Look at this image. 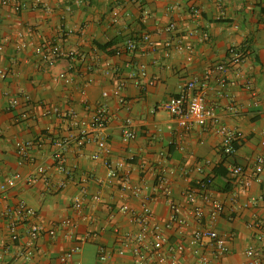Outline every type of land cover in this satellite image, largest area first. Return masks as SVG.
Returning a JSON list of instances; mask_svg holds the SVG:
<instances>
[{
  "label": "crops",
  "instance_id": "0c3cea01",
  "mask_svg": "<svg viewBox=\"0 0 264 264\" xmlns=\"http://www.w3.org/2000/svg\"><path fill=\"white\" fill-rule=\"evenodd\" d=\"M18 1L19 13L0 7V70L11 73L0 77V183L18 177L0 204V264H137L133 245L126 247L120 238L140 230L134 216L145 205L152 211L151 225L163 228L168 244L184 248L165 264H196L200 257L210 264H248L249 250L254 264H264V172L254 174L255 161L264 154V0ZM114 10L119 14L116 24ZM170 24L175 28L165 31ZM69 30L73 33L66 36ZM18 33L24 35L23 52L15 48ZM131 38L139 44L127 53L124 47ZM179 41L192 53L171 50L164 56L165 43L173 47ZM43 42L77 50L80 57L49 67L36 54ZM231 47L240 49L243 64L214 71L226 62ZM139 65L145 67L144 89L129 79ZM60 74L71 82L58 80ZM190 80L206 87L217 123L241 134L236 155L224 156L221 137L211 125H184L164 109L170 98L185 94ZM119 83L124 84L125 105L113 97ZM13 97L19 105L10 109ZM46 107H57L60 115L44 116ZM99 109L105 111L106 125L90 136L104 139L109 153L94 160L96 144L78 145L84 138L68 114L74 112L78 122L89 125ZM23 113L31 119L17 122ZM125 128L135 134L133 140L123 141ZM21 146L28 153L25 161ZM59 155L69 174L56 169ZM106 159L121 163L132 186L146 188L153 199L146 203L122 190L119 178L107 179ZM233 166L242 167L243 174L231 177ZM159 167L166 172L169 197L155 190ZM208 176L213 178L208 194L225 208L221 217L214 223L205 216L201 221L189 218L182 227L171 225L169 201L186 207L185 194ZM246 178L251 184L243 194ZM76 198L82 202L79 213L72 208ZM20 202L37 212L45 231L31 251L26 226L19 227L20 238L13 243L4 216ZM195 204L208 211L200 197ZM123 206L130 212L124 213ZM65 219H73L75 226L57 227L55 237L46 234ZM206 228L229 239L226 254L218 255L210 241L191 244L193 234ZM101 244L109 252L104 262L98 258ZM72 249L75 256L62 262Z\"/></svg>",
  "mask_w": 264,
  "mask_h": 264
},
{
  "label": "built area",
  "instance_id": "2783aa9c",
  "mask_svg": "<svg viewBox=\"0 0 264 264\" xmlns=\"http://www.w3.org/2000/svg\"><path fill=\"white\" fill-rule=\"evenodd\" d=\"M40 2V0H37ZM12 7L17 13L22 9L21 4L18 0H0V7ZM198 14V12H195ZM119 21V14L116 10L112 12V23L116 24ZM175 28L174 24H170L166 27L167 32L172 31ZM73 31H66L65 35L70 36ZM17 38L21 39L16 45V50L18 52H23L26 49V43L24 42L23 33H18ZM143 42H148L149 37L144 36ZM138 41L131 38L126 41L124 50L127 53H133L138 47ZM3 47L0 48L2 50ZM171 50H176L178 52L187 51L191 54L192 50L190 47L186 46L182 42H178L175 46L169 42L164 45V56L168 57ZM36 54L39 60L45 65L52 67L61 59L75 60L80 57L77 50L64 51L62 47L58 44L52 42H43L37 49ZM188 60H190V55H188ZM244 62V56L240 49L236 47H231L228 50V58L226 62L217 65L213 70L217 72H226L229 68L240 66ZM11 73L5 70H0V77L2 79L7 78ZM145 67L139 65L136 69L131 70L129 73L130 81L139 88L144 89L142 81L145 78ZM58 80L68 84L71 82L65 74H60L57 77ZM148 85H153V83H148ZM124 88L123 83H119L113 91V97L121 105H125L126 101L122 95V90ZM21 96L24 99H28L24 91H20ZM107 96V93H104ZM19 105V99L13 97L10 101V109H15ZM164 109L174 118L178 119L181 123L191 124L195 123L199 126L211 125L216 133L221 137V149L222 153L226 157H232L236 155L238 150V144L240 143L242 137L238 131H235L224 124L217 123V116L215 111L207 105V90L206 87L199 84L197 80H190L185 86V94L170 98L165 104ZM59 116L60 110L57 107H46L44 109V116ZM69 119H71L75 125L78 126L80 133L83 135L82 141L78 142L79 146L85 143H95L98 148V153L94 154L92 158L94 160L100 157L101 153L108 154L109 150L107 143L102 138H93L90 136V132L96 129H103L106 125L107 116L105 111L99 109L95 112L92 122L88 125L84 122L77 121V115L74 112L68 114ZM31 116L28 113H23L17 119V122H23L30 120ZM122 138L124 142L133 140L135 134L128 128H125L122 133ZM19 155L21 161L28 159V153L25 147H19ZM105 167L107 169V179L113 180L119 178L121 180L122 190H129L133 196L142 197L147 203L153 199V196L148 194L144 187L132 186L129 178V174L122 170V164L109 161L106 159L104 161ZM56 169L63 174H69L66 167V159L63 156H57ZM264 172V154L259 156L254 165V174L258 177ZM165 170L163 167H159V173L157 174L155 190L163 193L166 197L170 196V188L165 176ZM243 174V168L240 166H233L230 170V176L237 178ZM18 181V177L8 179L4 183H0V204L4 201L5 196L9 190L15 187ZM30 182H32L30 180ZM213 183L212 176H208L196 185L195 189H190L185 194L186 207L180 206L173 201H169V208L172 213L170 224H178L179 226L187 225L189 218L196 221H201L205 216L208 217L210 222H216L221 215L224 213L225 208L219 201L213 200L209 193V189ZM251 179H245L243 182L242 193L246 194L250 188ZM200 197L203 203L208 208V213L204 211L203 208L198 207L195 202L196 199ZM99 200V198H95ZM72 208L76 212H80L82 209V202L79 198H76L72 204ZM122 211L124 213H129L130 208L128 206H123ZM5 218L9 221V234L11 242L15 243L20 238L19 227L21 225L26 226V234L28 237V242L26 244L27 251L34 249L38 240L45 233L44 229L37 222V212L32 208L28 207L24 202H20L17 207L13 209H7L4 213ZM135 222L141 227L136 234L125 233L121 236L120 240L127 247L133 245L134 257L137 264H165L168 260L173 261V255L175 252H181L184 250L183 246H170L166 235L164 234L163 228L157 224L151 225L152 211L149 206H143L142 212L134 216ZM230 221L234 220L233 216H230ZM75 223L73 219H65L52 230L46 232L49 237H55L57 227H74ZM114 232L119 235V230L115 229ZM191 244L196 246H203L205 241H210L215 248V252L218 255L226 254L229 251L228 241L229 239L220 234L218 231L206 228L203 230L196 231L191 237ZM77 250H69L61 258L64 262L75 256ZM120 255L124 254V251H119ZM254 252L249 250L247 256L250 258L248 264H254ZM109 252L104 245L98 246V258L100 262H104L108 259ZM196 264H210L205 257H200Z\"/></svg>",
  "mask_w": 264,
  "mask_h": 264
}]
</instances>
